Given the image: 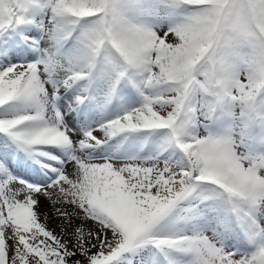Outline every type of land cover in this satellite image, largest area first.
I'll return each mask as SVG.
<instances>
[{"label":"snow or ice","instance_id":"6c2138e0","mask_svg":"<svg viewBox=\"0 0 264 264\" xmlns=\"http://www.w3.org/2000/svg\"><path fill=\"white\" fill-rule=\"evenodd\" d=\"M0 264H264V0H0Z\"/></svg>","mask_w":264,"mask_h":264},{"label":"bare ground","instance_id":"6f19581e","mask_svg":"<svg viewBox=\"0 0 264 264\" xmlns=\"http://www.w3.org/2000/svg\"><path fill=\"white\" fill-rule=\"evenodd\" d=\"M52 226L54 227L55 225L53 224Z\"/></svg>","mask_w":264,"mask_h":264}]
</instances>
